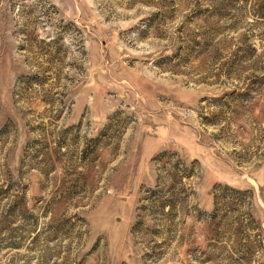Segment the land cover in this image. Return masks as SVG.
<instances>
[{
  "label": "rangeland",
  "instance_id": "rangeland-1",
  "mask_svg": "<svg viewBox=\"0 0 264 264\" xmlns=\"http://www.w3.org/2000/svg\"><path fill=\"white\" fill-rule=\"evenodd\" d=\"M0 264H264V0H0Z\"/></svg>",
  "mask_w": 264,
  "mask_h": 264
}]
</instances>
